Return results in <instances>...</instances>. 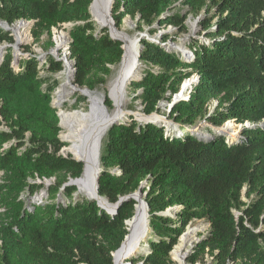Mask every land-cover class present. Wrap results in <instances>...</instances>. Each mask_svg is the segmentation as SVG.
Returning <instances> with one entry per match:
<instances>
[{"label":"trees","instance_id":"1","mask_svg":"<svg viewBox=\"0 0 264 264\" xmlns=\"http://www.w3.org/2000/svg\"><path fill=\"white\" fill-rule=\"evenodd\" d=\"M92 1L0 0V21H35L36 40L73 23L74 83L96 92L107 82L110 66L121 63L124 49L108 28L97 31ZM177 3L188 13L176 10ZM203 11L204 40H191L192 58L162 45L170 35H163L162 43L142 38L144 68L131 85L142 90L145 114L160 112L159 104L172 101L192 75L200 79L190 98L170 111L180 126L140 124L133 117L110 126L100 151L99 193L115 204L147 181L143 191L152 234L149 253L140 259L145 264H174L171 252L180 237L193 220L204 218L209 233L188 264L206 255L212 264H264V0H115L112 15L118 28L131 16L139 32L149 28L154 35L156 24L186 33L189 14ZM0 41L15 42L5 28ZM26 50L18 65L11 51L0 59V126L8 127H0V264H113L137 201L125 200L112 213L96 200H74L77 187L65 183L67 176L82 174L84 163L60 154L66 143L52 105L59 81L51 74L61 72L64 62L49 55L42 63ZM202 120L208 131L197 129ZM229 120L255 126L243 127L230 141L215 131ZM53 176L58 181L49 188L48 201L31 203L44 187L33 180ZM60 193L69 201H60ZM173 206L181 207L176 217L161 214Z\"/></svg>","mask_w":264,"mask_h":264},{"label":"bare ground","instance_id":"2","mask_svg":"<svg viewBox=\"0 0 264 264\" xmlns=\"http://www.w3.org/2000/svg\"><path fill=\"white\" fill-rule=\"evenodd\" d=\"M109 1L110 0H96L95 2L93 13L96 21H98V24L109 19L107 14L102 18V15L104 16V13H102L101 15L99 11V8L101 9V7H104L107 10ZM127 23L129 22L127 21ZM29 27V23H18L17 25L12 27L16 31L19 42L29 40ZM123 32L124 30H122V33L115 32L114 34L118 37H122ZM67 41L68 34L65 32H61L60 41L59 43H57V47H63ZM126 48V59H129L131 53L135 50V44L133 42H130L128 39ZM169 48L178 51L182 55L183 53H186L187 49L184 44L170 45ZM0 52H2V47H0ZM132 64L133 63L131 62L130 64L126 65L124 67V72L122 73V75H120V77L110 83L109 96L114 102L116 108L113 111H110L108 108L105 109L99 100L97 101L93 98H90L91 110L89 112H80V110L70 112L62 110V104L65 101H68L71 98V95H73L75 92H78L76 86H74V83L72 82L73 72L71 69V65L68 66L66 64V69L62 76L63 80L60 90H58L57 92L58 94L56 95V98L59 99L64 95L66 99L63 102H57L56 104L61 111V125L65 126L69 130L67 134L63 135V138L68 139L72 142V145L67 147L65 149V152L73 154L76 159L82 160L81 162L85 164L86 168L83 174L76 180V184L78 185L79 190L86 194L88 197H90L95 192V170L97 169L98 165H101L98 164L97 161V151L105 135L104 130H102V125L110 118L120 117L119 121H122L128 119L130 116L129 110H126L124 108L128 87L133 80H138L140 78L142 71L141 64H139L133 72V66L127 71L128 67ZM127 75H130L129 78H126ZM190 82V80L185 81L183 88L180 89V96H187V91L190 88ZM105 96V94L104 97L102 96L104 100ZM136 115L139 119V122L141 123H145L147 121H155L157 123L165 124L166 126H171V122L161 116H146L143 113H136ZM215 131L218 134H226L231 141L235 140L239 136L241 128L239 124L232 123V121H230L226 126L224 125L223 128H215ZM141 209V227L144 231L141 235L137 236L128 244V246H132L135 250L133 256L140 255V253L144 251L146 247V240H148V233L150 232V229L147 226L148 219L146 217V211L143 207H141ZM201 229H203L202 224L196 225L194 227L190 226L187 233L180 238L179 243L172 250V257L175 260L176 264H183L185 255L189 252L190 248H192V246L196 242L197 232ZM117 262L118 264L125 263V261L120 258V256H117Z\"/></svg>","mask_w":264,"mask_h":264},{"label":"rangeland","instance_id":"3","mask_svg":"<svg viewBox=\"0 0 264 264\" xmlns=\"http://www.w3.org/2000/svg\"><path fill=\"white\" fill-rule=\"evenodd\" d=\"M176 10H180V11H182V13H188V7L187 6L183 7L179 3L176 4ZM91 13H92V19L97 24V31H100L103 27H101L98 24V21H96V19L94 17L93 10L91 11ZM212 13L213 12H211L209 14V16H207V17H210L212 15ZM205 17H206V15H205L204 11L201 14H199L198 16H196V15L194 16V14H189V16L187 18L188 31L186 33H180V30L177 29L174 26H168L167 28H165V27L164 28H160L158 24L155 25V27L158 28V29H157V32L154 35H151L149 33V28H146L145 32H147L149 34V37H151V38H155L159 34V32H162V35L160 37L161 39H162L163 35L167 34V35L171 36V39H169V41L174 42L175 45L176 44H184V46L189 47V43L191 42V40L193 38H200L201 40H204V35H201L202 29H201L200 21L203 18H205ZM23 20L25 22L31 21V20H27V19L26 20L23 19ZM19 21H21V20H19ZM19 21L15 22V23H13L11 25L8 24L9 25L8 27H3L2 23L0 21V24H1L0 28H5L6 31L13 36L14 41H15L14 44H10L8 42H1L0 41V47H2V52H0V53L4 52L3 55L5 56L8 51H11L12 54L14 55V60L16 59V61H13V63L15 62L14 64L18 65V62H20L22 58L28 56L26 47H29L30 48V52H32L33 54L38 55V57L41 59L42 63H45V61L48 59L49 55L62 57L63 53L67 52L68 61L71 62L72 65H74V60L70 58V54L68 53V51H69V47L68 46H70V42H71L70 39L71 38L68 39V41L65 43V45L63 47H60V48L57 47L58 46L57 43H59V41H60L61 32H65L67 34H70V30H71V27H72L73 23H65V24H62L61 26L53 27L51 29V31H44V32L41 33L40 38L38 40H36L35 36H34L33 29L35 27V24H33V25H31L28 28L29 40L19 42L18 38H17L16 31L12 28L13 26L17 25L19 23ZM127 21L129 23H127ZM66 25H67V27H66ZM120 29L124 30V32L127 33L131 38L135 37L138 33H141V32H139L137 30V20L133 19L131 16H126L124 18L123 24L121 25ZM56 37L58 39V42L56 41ZM161 39L159 40L158 43H162ZM62 62H64V61H62ZM64 66H65V62H64ZM110 68H111L112 71H111V74L108 76L107 82L105 84H103V85H100L95 91L100 96L104 97V94L106 95L104 103H105V105L107 106V108L110 111H113L116 108H115L114 102L112 101L111 97L109 96V86H110V83L113 80H116L118 78V74H119V70L121 68V65L120 64L111 65ZM141 68H142V71H143L144 67L141 66ZM142 71H141V73H142ZM46 74H47V72L45 70H41V75L42 76H45ZM51 76H52L53 79H57L59 81V86L56 87L54 89V91H53L52 105H53V107H55L57 109L58 112H60V108L58 107V105L56 103L57 102L61 103L66 98L63 95L61 98L57 99L56 98V91H57V89L59 87H61L60 85H61L62 80H63V78H62L63 73L62 72L53 73V74H51ZM133 81H135V80H133ZM72 82L74 83V72H73V80H72ZM196 84H194V85H196ZM194 85L190 86V88L187 91V94L189 93L190 90L191 91L193 90ZM77 87L83 88L84 86L81 87V86L77 85ZM59 90H60V88H59ZM141 91L142 90L136 91V89H135V87L133 85H131V84L129 85L128 92H127V95H126V101H125V105H124V108L126 110L134 111V112L140 111L142 113H145L144 111H145L146 105L143 104L142 100L138 97V94L141 93ZM167 102L168 101L164 100V101L161 102V103H164V105H162L161 103L159 104L158 108L161 111L158 112V113L161 114V115L167 116V120L168 121H170V122L172 121L173 123H176L171 117H169L171 109L169 108ZM217 103H218V101L216 99L212 101V107H211L212 110L217 105ZM62 110L70 111V112H72V111L74 112L75 110H78V111L80 110V112H89L91 110L90 98L88 96L84 95L81 92H75L73 95H71V98L68 101H65L62 104ZM129 117H133V115H130ZM203 123H204L203 120L197 122V126H198L197 129H200L202 131H208L207 126H204V127L201 126V124H203ZM172 125L173 124H171V127H172ZM0 127L3 128V129H7L8 128L4 123ZM68 131H69L68 128H66L65 126L61 125L60 136L63 138V135L67 134ZM62 141H64L66 143V145L64 146L65 149L67 147H69L70 145H72V142L70 140H68V139H64L63 138ZM101 148H102V144H101ZM62 154L67 156V157H69V156L72 157V158L74 157L73 154L67 153L65 151H62ZM2 174L3 173L0 172V180H1ZM82 174H83V172H82ZM74 178H78V177L67 176L66 184L71 182V179H74ZM57 181H58V179H57L56 176H53L51 178H46L44 180H42L40 178H38L36 180H33V182L43 184L44 187L38 192L37 195L32 197L31 203H45V202H47L48 201V197H49L48 196L49 195V188L51 186H53V185H56ZM146 185H147V181H144V186L142 188V191H143V189H144V187ZM69 186L70 187H77V189H78V191L74 193V195H75L74 200H81L83 198L84 199L88 198V196L86 194H84L83 192H81L79 190V187H78V185L76 183L75 184H70V185L68 184V187ZM143 193H144V197L143 198L145 199L146 192L143 191ZM58 197H59V200L62 201V202L66 203V202L69 201L68 199H66V197L62 193H60ZM180 208L181 207H178L176 211H172L174 217H176V212ZM199 224L203 225V229H201V230H199L197 232V236L198 237L206 236L209 233V230H210V222L207 219H205V218L204 219H196V220H193L190 223L189 227L190 226L194 227V226L199 225ZM127 228H128V225H127ZM151 234H152V229H150V232L148 233V238L151 237ZM147 241L148 240H146V247H145L144 251L142 253H140V255L133 256L131 258L126 259V262H130L131 264H142V263L145 264V262L143 260L140 261V259L143 256H146L149 253V246L147 244ZM196 245H197V243L195 242L194 247ZM194 247H193V249H194ZM191 252L189 253V255L191 254ZM132 258H134L135 260L134 261L131 260ZM171 258L174 261V264H176V262L173 259L172 255H171ZM212 263H213V257H210L209 255H206V257H205V259L203 261L197 262V264H212ZM185 264H188L186 262V260H185Z\"/></svg>","mask_w":264,"mask_h":264},{"label":"water","instance_id":"4","mask_svg":"<svg viewBox=\"0 0 264 264\" xmlns=\"http://www.w3.org/2000/svg\"><path fill=\"white\" fill-rule=\"evenodd\" d=\"M95 2H96V0H93L92 1V4L90 6L91 11L94 9ZM114 2H115V0H110L109 1L107 10L104 7H101V9L99 8V11H100L101 15H102V13H104V16L102 15V18L105 17L106 14L109 17V19L107 21H102L99 24L102 27H107L108 28L109 34H110V36L113 39L121 40L123 42L122 47L124 49V53H123L122 61L120 63L121 68H120L119 74H118V77H120V75H122V73L124 72V67L126 65L130 64L131 62L133 63L127 69V71H128L133 66L134 69L132 70V72L139 65V63H140L139 57H140V53H141L140 41L142 40V38L146 37V38H148V39H150L152 41L159 42V40L161 39L160 37L162 35V32H159V34L155 38L149 37V34L147 32H145V31L144 32H141V33H138L133 38H131L125 32H123V36L122 37L121 36L120 37L116 36L114 33L115 32L116 33H122V30L120 28H118V26L116 25L115 19H114L113 15H112ZM1 23H2V26L3 27H8L9 26L5 22H2L1 21ZM19 23H29L30 26H31V25H33L35 23V21H32L31 20V21L25 22L24 20H21V21H19ZM70 38H71V35H70ZM127 38L129 39L130 42H133L135 44V50L131 53V56H130L129 59H126V56H127V48H126V45H127V40H128ZM70 41H72V38L70 39ZM137 45H139V46H137ZM162 45L163 46H166L169 49V46L170 45H174V42L168 41L166 44H162ZM69 48H70V46H69ZM183 56L186 59L192 58L193 57L192 50L189 47H187L186 53H183ZM55 57L58 60L64 61L65 62V65L66 64L68 66L70 65V62L67 59V52H64L63 55H62V57H57V56H55ZM0 59L1 60L4 59V55L3 54H0ZM14 61H16V59ZM75 72H76V68L74 67V74H75ZM129 76L130 75H127L126 78H129ZM199 79H200V77H199V75H197V76H195V78H193V77L188 78L187 81L188 80L191 81L190 82V86H191V85H194V84L198 83ZM185 81L182 83L180 89L183 88V85H184ZM74 86H76L78 92L83 93L84 95L88 96L89 98L96 99L97 101L99 100L102 103V105L104 106V108L107 109V106L104 104L105 100L102 98V96H100L99 94H97L94 91H91L87 87L80 88V87H77V84H74ZM59 88L56 91V95L58 94L57 92H58ZM180 93H181V91H179L178 93L174 94L172 101H168L167 102V104H168V106H169L170 109H172V107L177 102H179L181 100H188L190 98L191 90L189 91V93L187 94V96H180ZM161 104L164 105V103H161ZM75 111H78V110H75ZM129 112H130V115H133V117H134L133 119L134 120L139 121L136 113L137 114H142V112H140V111H137V112L129 111ZM57 113H58V116H59V119H60L59 125L61 126V122H62L61 121L62 120L61 119V111L60 112L57 111ZM143 114H145V113H143ZM145 115L146 116H149L147 114H145ZM150 115L161 116V117H164L167 120V116L161 115L157 111L153 112ZM119 120H120V117L108 119L102 125V130H104V134L110 128V126H112L113 124H115ZM230 121H233V120H229L228 122H230ZM147 122H155V121H147ZM228 122H226L225 126L227 125ZM140 124H142V123L140 122ZM171 124H173L172 121H171ZM263 124H264L263 122L260 123V125H263ZM162 125H165V124H162ZM239 125H240V128H241V131H242L243 127H254L255 126L254 124H251L249 121L245 122L244 124H239ZM174 126H180V124H175L174 123ZM223 127H221V128H223ZM60 138H61V140L63 139L61 136H60ZM101 144H102V141H101ZM62 151H65V148L64 147L62 148L60 154H62ZM100 151H101V145H99L98 151H97V161H98V164H100ZM63 156H65V155H63ZM73 158L75 160H77V161H80V162L82 161L80 159H76L75 157H73ZM89 167H91V166H89ZM85 168H86V166L84 164L83 172H84ZM101 172H102V167H101V165L100 166L98 165L97 169L95 170V192L90 197H88L89 199L96 200L98 202V204L102 208H105L106 210H108L109 212H112V213L113 212H116L117 209L119 208V206L121 205V203L123 201H125V200L135 199L137 201V203L135 204V214H134V216L131 219H129V220L126 221V224L128 225V228H127L128 233L126 234L125 239L122 242L121 246L116 251H114L112 253V255H113V264H118V262H117V256H120V258H122L125 261L124 264H131L130 262H126V259L131 258L133 256V253H134L135 250H134V248L132 246H130V245L128 246V244L130 243V241H133L137 236L141 235L143 233V231H144L142 229V227H141V218H142V216H141V213H142L141 212V210H142L141 207H143L144 210L146 211V217L148 219L147 226H148L149 229H151V227H150V218H149V216H150V214H149V206H148L146 200L143 198L144 197V193L142 191V188L144 186V182L140 185V187H139V189L137 191L133 192L132 194H129V195H126V196L121 197L120 200L117 203L114 204V203H111L107 198L103 197L99 193V178H100ZM77 179L78 178L71 179V182H69L67 184L65 183V186L68 185V184L69 185L70 184H75ZM177 208H178V206L170 207L165 212H161V214H163V215H173L172 211H176ZM238 214H239V212H236V215L237 216H238ZM188 229H189V226L187 227V230L182 234V236H184L187 233ZM204 237L205 236H202V237H198L197 236L196 243H199ZM194 245H195V243H194ZM194 245L192 246V248H190L189 252L185 255V260L189 256V253L193 250ZM171 255H172V252H171ZM185 260H184L183 264H185Z\"/></svg>","mask_w":264,"mask_h":264},{"label":"built area","instance_id":"5","mask_svg":"<svg viewBox=\"0 0 264 264\" xmlns=\"http://www.w3.org/2000/svg\"><path fill=\"white\" fill-rule=\"evenodd\" d=\"M64 24H65V23H64ZM66 27H67V25H66ZM68 39H70V35H69V34H68ZM140 45H141V41H140ZM68 47H69V46H68ZM68 53L70 54V50L68 51ZM139 61H140V60H139ZM74 64H75V63H74ZM139 64H141V62H140ZM70 65H71L72 72H74V67H75V66L72 65L71 62H70ZM65 69H66V65H65V67H64L63 70L65 71ZM63 70L61 71L62 73H64ZM40 73H41V72H40ZM197 75H198V74H194V75H192L191 77L195 78V76H197ZM191 77H190V78H191ZM186 80H187V79H186Z\"/></svg>","mask_w":264,"mask_h":264}]
</instances>
